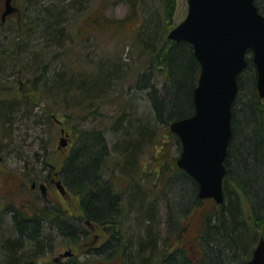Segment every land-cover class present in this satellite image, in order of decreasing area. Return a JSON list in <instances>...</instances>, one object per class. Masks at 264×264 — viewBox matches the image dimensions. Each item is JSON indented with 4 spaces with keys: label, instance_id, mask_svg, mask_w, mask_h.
Returning a JSON list of instances; mask_svg holds the SVG:
<instances>
[{
    "label": "rangeland",
    "instance_id": "rangeland-1",
    "mask_svg": "<svg viewBox=\"0 0 264 264\" xmlns=\"http://www.w3.org/2000/svg\"><path fill=\"white\" fill-rule=\"evenodd\" d=\"M40 1L46 5V8L49 7L47 11L40 10L43 9ZM80 1L39 0L40 7L31 6L24 11L25 2L14 0V5L20 8L21 13L10 15L2 23L5 0H0V99L13 100L17 88L25 90L27 77L34 76L37 66L34 67L35 65L28 54L32 47L37 48L50 44L51 40L41 34L40 22L43 18L44 21L49 18L53 8H58L57 14L64 17L62 19L63 26L70 35L67 44L76 43L78 45L76 63L78 62L77 69L79 70L77 74L90 75L94 80L102 62L106 65L118 64L120 67L118 70L124 73V79L119 84L112 83L111 86L105 88L107 80L104 75H107L108 70L102 69L101 75L97 77L90 88L93 90L105 88V95L90 101L95 97L93 94V98L82 100L81 106L77 110L73 109L75 107L73 102L59 103L58 100L53 102L45 100L41 94L34 92L26 94L24 99L27 100H23L25 106H22L24 113H14L8 123L0 124V264H31V260H34L31 258V252L25 253L18 249L14 251L16 255L20 256L16 260L15 257L10 256L12 250L6 249L4 246L8 240L16 242L19 238L12 213L31 214L45 211L52 216L56 215L54 213L60 204L56 197L50 194L43 195L41 191H32L30 184L32 180L50 182L52 174L61 170L58 168L59 164L70 153L78 135L83 130L94 128L104 131L108 148L104 174L105 177L110 176L114 181L113 192L119 194L118 204L121 203L120 207H122L123 213L128 216L127 221L125 217L118 216L119 222L125 220V227L128 228L130 235L146 239V229L138 230L141 216L136 214L134 206H130L131 199L140 193L148 206H152V216L162 219V230L164 229V231L161 235H158L157 231L153 233L158 236V246L169 248L170 246L163 247V244L174 239L175 247L186 250L188 257L195 262L201 254L197 238L201 234L206 214L214 211L216 202L209 198L197 205L193 201L184 210L175 209L172 211L169 208L171 206L169 199L173 195L170 186L175 183V180H179L177 174L179 171L177 170V173L170 171L167 173V177L164 175V179H159V168H161L160 163L163 157L161 150L158 151L160 146L157 143L159 138L160 141L165 140L163 150L168 154L165 162L170 165L176 163L180 154V146L177 137L164 136L170 127L156 120L154 104L148 94L149 88L137 85L138 77L145 72L146 68L145 59L141 55V41L136 40L135 37L141 24L140 11H137L140 10V7L137 10L131 9L132 0ZM164 1L144 0L145 4L142 5L141 10L142 12L146 10L149 13L155 11L157 15L165 18L164 11H162ZM136 8L137 4L135 3L134 9ZM75 10L79 13H74ZM187 12L188 0H176L172 21L174 20L176 24L179 23L186 17ZM102 13L105 17L113 20H125L123 27L113 29L108 24H98L96 21L103 18ZM21 16L28 17V19L34 16L33 21H37L38 25L35 24V28L29 32L19 29ZM168 32L166 33L164 25L161 24L159 37L161 38L163 35L167 37ZM23 33L30 34H26L22 38ZM25 41H27V45H24ZM10 54L12 55L9 56ZM60 69L70 71V66L65 61H52L50 75H55V72ZM21 104L20 99H15L14 103H11L13 107ZM49 109H57L54 114L58 117L50 120L48 118ZM122 116H125V119L117 125L118 119ZM134 126L148 131L149 134L157 131L160 136H149L140 143L136 164L133 168L127 163L124 152H121L123 147L121 142L129 133L128 127ZM62 129L65 130V134ZM62 136L67 139L65 146H60ZM52 166L54 169L50 171ZM165 169L169 170L168 167ZM140 178L142 181H139ZM131 180H134V183ZM175 185L178 188L179 182H176ZM130 195L133 197L129 198ZM47 197H50L51 200ZM80 198V195L72 192V195L64 200L69 214L76 215L82 212L80 211ZM27 199L34 201V205L30 209L24 206ZM171 212L174 213L173 216ZM43 227L41 238L53 246H48L44 250L40 247V251L47 252L36 264H52L53 257L60 250L59 246L76 248L79 245L77 264H121L123 253L127 252L125 246L122 245L110 256H106L105 253L90 254L83 250L79 251V248L84 247L88 241L96 245L103 244V240L110 235L104 228L101 230V227L90 230L86 226L89 236L87 240L80 241L78 245L69 243V237L65 234L66 237H64L59 230L47 225ZM99 235L101 236L97 241L96 236ZM19 243L21 242L19 241ZM148 248V245L145 244V251ZM171 248L173 249V245ZM151 250L152 248L148 251ZM147 254L145 253V256Z\"/></svg>",
    "mask_w": 264,
    "mask_h": 264
},
{
    "label": "trees",
    "instance_id": "trees-1",
    "mask_svg": "<svg viewBox=\"0 0 264 264\" xmlns=\"http://www.w3.org/2000/svg\"><path fill=\"white\" fill-rule=\"evenodd\" d=\"M22 2L26 4L24 7L21 4L24 11L31 6L40 7L42 3L39 0H22ZM138 2H140L139 5ZM135 3L136 9H134ZM256 3L264 13V0H256ZM131 4L133 10L140 7L137 11H140L141 24L135 37L136 40L141 41V55L145 59L146 66L145 72L138 77L137 85L149 88L148 94L154 104L156 120L170 127V122L195 112L194 88L197 85L201 65L191 43L176 42L165 35L159 37L161 24L164 25L166 33L176 25V22L172 21L176 0L164 1L162 11L165 18L157 15L155 11L142 12L144 0H132ZM41 6L43 9H39L42 12L49 8H46L43 3ZM57 9H51L49 18L46 21L43 18L40 22L41 34L51 40L50 44L32 47L31 52L29 51V58L33 61L34 67L37 66L34 76L27 77L25 90L17 88L13 100L0 99V124L8 123L14 113H24L23 100H27L24 98L31 92L41 94L45 100L53 102L57 100L59 103L73 102L75 106L73 109L77 110L82 100L93 98V94L95 97L90 101L98 96L102 97L105 95V88L112 83L119 84L124 79V73L118 70L120 68L118 64L106 65L103 62L94 80L90 75L77 74L78 45L67 44L70 35L63 26L64 17L57 14ZM74 13L79 11L75 10ZM102 16L103 18L96 22L100 25L108 24L113 29L122 28L125 23L122 19L113 20L105 17L104 13ZM20 18L19 29H24L26 32L34 29L35 24L38 25L37 21H33L34 16H31V19L23 18V16ZM26 34L30 33H23L21 37L24 38ZM24 45H27V41ZM20 56L23 55L20 54ZM55 60L65 61L70 66V71L60 69L51 76L50 67ZM102 69L108 70L107 75H104L107 80L106 87L93 90L90 87L101 75ZM15 99H20L22 104L13 107L11 103H14ZM49 110L50 120L58 117L54 114L57 109ZM123 119L125 116L118 119L117 125ZM232 127L233 135L226 161L229 172L224 184L225 201L221 205L216 204L214 211L206 214L204 226L197 238L201 254L195 262L191 261L186 250L175 247L174 239L163 244V247L170 246L169 248L158 246V236L153 233L157 231L158 235H161L164 231L162 219L152 216V206H148L140 193H137L135 198L130 195L131 205L128 204L134 206L136 214L141 216L138 230L145 228L147 237L143 240L140 236L139 238L130 235L128 228L125 227V220L119 222L118 216L125 217L126 221L128 216L123 213L122 207L118 204L119 194L113 192L114 181L110 176L106 178L104 174L108 153L104 131L96 128L83 130L76 138L77 141L70 153L59 164L61 178L75 194L83 197V219L90 218L97 223L108 224L113 228L118 227L116 232L106 238L101 247L89 248L86 252L105 253L106 256H110L122 245L127 250L123 253V264H246L260 239L264 237V98H261L257 91V72L252 56H249L248 66L239 76V91L233 104ZM128 131V135H125L121 142L123 143L121 152H124L127 163L134 168L140 143L149 136L157 137L159 134L157 131L149 134L148 131H143L136 126L128 127ZM164 136L176 137L170 129ZM177 140L180 146L179 151H181V142L178 138ZM157 145L160 146L158 151L161 150L163 157L160 163L161 168H159V179H164V175L167 177L170 171L171 173L179 171L177 173L179 180H175V183L179 182V187L177 188L175 183L170 186L173 195L169 199L171 202L169 208L172 211L184 210L193 201L195 205L204 202L199 198V185L196 180L178 168L176 163L170 165L165 162L168 155L163 150L165 140L160 141L159 138ZM52 169H54L53 166L50 171ZM131 181L134 183V180ZM139 181H142V178ZM171 215L173 216L174 213L171 212ZM15 217L19 230L18 241L8 240L4 246L6 249H11L10 256L18 260L19 255H16L14 251L18 249L25 253L37 252L40 248L39 239H42V233H39L41 227L35 218L28 219L16 215ZM62 225V232L72 239L77 238L75 229L67 223ZM110 226L108 228H111ZM83 232L84 239L87 240V233L85 230ZM125 239L128 240L125 241ZM89 244L91 246L92 242ZM145 244L148 245V250L150 248L152 250L145 251ZM170 244L173 245V249ZM41 248L44 249L42 246ZM145 253L148 254L145 256Z\"/></svg>",
    "mask_w": 264,
    "mask_h": 264
},
{
    "label": "water",
    "instance_id": "water-1",
    "mask_svg": "<svg viewBox=\"0 0 264 264\" xmlns=\"http://www.w3.org/2000/svg\"><path fill=\"white\" fill-rule=\"evenodd\" d=\"M16 9L12 0H6L3 19ZM168 37L190 42L201 64L194 89L195 113L170 124L182 142L177 164L198 182L201 199L213 197L222 204L233 135L232 107L249 50L257 68V89L264 97V14L256 0H188L185 19ZM66 144L62 137L60 146ZM59 186L63 190L61 182ZM246 264H264V237Z\"/></svg>",
    "mask_w": 264,
    "mask_h": 264
},
{
    "label": "flooded vegetation",
    "instance_id": "flooded-vegetation-1",
    "mask_svg": "<svg viewBox=\"0 0 264 264\" xmlns=\"http://www.w3.org/2000/svg\"><path fill=\"white\" fill-rule=\"evenodd\" d=\"M8 18V17H7ZM6 18V20H7ZM5 20V21H6ZM1 22H3V19L1 18ZM59 178L54 175L51 179H50V182L46 183V182H42L40 180H32L31 184H30V188L32 191H41V193L43 195H46V194H50L52 196H55L56 199L60 202L59 204V207L56 208V206H54L56 208V212L54 214V216L50 215V213H47V212H39V213H12V219L15 221L16 223V232L19 233V230L17 228V221H16V217H27L28 219H36L39 224H40V227H42V229L40 228V234L42 233L43 231V226L47 225V226H50V227H53L54 229L56 230H59L61 233H63V235L65 234L64 232H62L61 228H63V225L64 223H67L68 226H71L72 229H75L76 231V235H77V238L76 239H72L69 235L65 234L67 237H69V243H72V244H80V241L84 240V230L86 231L87 233V236H89V231L87 230L88 228L91 230L92 229H97L99 227H101V230H103V228L108 232V234L111 236V234H113V232H116V229L111 227L110 225L108 224H101V223H97L95 221H92L90 218H87V219H83L84 218V214L82 212H80V214H69L67 212V208L65 207V204H64V200L67 199L68 196H71L72 193L71 191L69 190H63V192L61 191V189L59 188L58 186V180ZM45 184L46 185V194L43 193V189H42V184ZM80 199H81V202H80V205H81V209L80 211H83L82 210V199L83 197L80 195ZM33 198V197H32ZM48 199L51 200L50 197H47ZM34 205V201H32L31 199H27V203L24 205L25 208L27 209H30L32 208ZM66 208V209H65ZM54 221V222H53ZM88 228H87V227ZM108 226H110L111 228H108ZM93 231V230H92ZM64 235V237H66ZM100 236H96L97 238V241H99L100 239ZM109 236V237H110ZM99 237V238H98ZM108 237V238H109ZM104 238V237H103ZM102 238V239H103ZM101 239V240H102ZM100 240V241H101ZM106 241V238L103 240V243ZM90 241L87 242L86 245L81 246L79 248V251L80 250H83V251H88L89 248H99L101 247L103 244H89ZM39 245L40 247H44V249H46L48 246L52 247L53 245L51 244H48L46 243L45 240L43 239H39ZM78 247L79 245L76 247V248H72V247H61L59 246L60 250L58 251V254L55 255L53 257V261H52V264H77V252H78ZM55 248V246H54ZM57 248V249H59ZM42 249V250H44ZM39 251V252H38ZM37 252H31V258H33L34 260H31V264H36L41 258H43L45 256L44 253L46 252H43V251H40V248L38 249ZM123 261L124 259L122 260L121 264H123Z\"/></svg>",
    "mask_w": 264,
    "mask_h": 264
},
{
    "label": "bare ground",
    "instance_id": "bare-ground-1",
    "mask_svg": "<svg viewBox=\"0 0 264 264\" xmlns=\"http://www.w3.org/2000/svg\"><path fill=\"white\" fill-rule=\"evenodd\" d=\"M119 205L121 206V203ZM41 229H42V227H41Z\"/></svg>",
    "mask_w": 264,
    "mask_h": 264
}]
</instances>
